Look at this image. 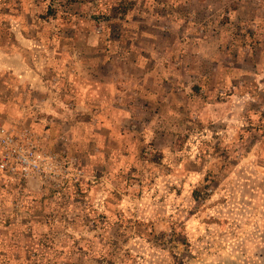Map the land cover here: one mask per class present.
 <instances>
[{
    "label": "rangeland",
    "instance_id": "rangeland-1",
    "mask_svg": "<svg viewBox=\"0 0 264 264\" xmlns=\"http://www.w3.org/2000/svg\"><path fill=\"white\" fill-rule=\"evenodd\" d=\"M6 30L0 126L73 164L0 193V264H264V0H0Z\"/></svg>",
    "mask_w": 264,
    "mask_h": 264
},
{
    "label": "built area",
    "instance_id": "built-area-1",
    "mask_svg": "<svg viewBox=\"0 0 264 264\" xmlns=\"http://www.w3.org/2000/svg\"><path fill=\"white\" fill-rule=\"evenodd\" d=\"M45 138H48L47 136ZM55 164L69 174L73 159L65 157L63 163L48 156L30 133H12L0 126V193L30 198L34 194L56 182L57 176L51 172ZM62 181H57L60 183ZM62 185V184H61Z\"/></svg>",
    "mask_w": 264,
    "mask_h": 264
},
{
    "label": "trees",
    "instance_id": "trees-1",
    "mask_svg": "<svg viewBox=\"0 0 264 264\" xmlns=\"http://www.w3.org/2000/svg\"><path fill=\"white\" fill-rule=\"evenodd\" d=\"M7 2V1H6ZM131 5V4H130ZM132 6V5H131ZM125 13V10L122 14ZM0 40L8 42V45H11V39L13 38L12 35L8 30L1 33L0 31ZM12 37V38H11ZM195 199H197L196 195L194 196ZM165 237L162 236V239ZM165 245L169 247L170 254L172 258L176 261L179 260V256L185 252H187L190 249L188 240L181 235V233L171 231L170 237L166 239Z\"/></svg>",
    "mask_w": 264,
    "mask_h": 264
},
{
    "label": "crops",
    "instance_id": "crops-1",
    "mask_svg": "<svg viewBox=\"0 0 264 264\" xmlns=\"http://www.w3.org/2000/svg\"><path fill=\"white\" fill-rule=\"evenodd\" d=\"M2 68H5V67H2ZM174 85H172V87H173ZM189 246H190V244H189ZM186 254H188V253H190V249L187 251V252H185ZM181 262H183V261H181Z\"/></svg>",
    "mask_w": 264,
    "mask_h": 264
}]
</instances>
